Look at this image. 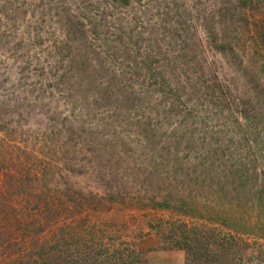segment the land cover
<instances>
[{
    "label": "rangeland",
    "instance_id": "obj_1",
    "mask_svg": "<svg viewBox=\"0 0 264 264\" xmlns=\"http://www.w3.org/2000/svg\"><path fill=\"white\" fill-rule=\"evenodd\" d=\"M143 1L92 11L120 45L106 88L67 63L96 52L88 25L78 39L68 26L81 0H0V264H185L177 240L202 223L227 250L217 264H264V58L217 15L235 0ZM135 44L173 99L128 78ZM164 201L196 216L154 207ZM218 210L232 231L199 218Z\"/></svg>",
    "mask_w": 264,
    "mask_h": 264
},
{
    "label": "trees",
    "instance_id": "obj_2",
    "mask_svg": "<svg viewBox=\"0 0 264 264\" xmlns=\"http://www.w3.org/2000/svg\"><path fill=\"white\" fill-rule=\"evenodd\" d=\"M100 1H101V6L98 3H95L94 1L81 0V4L79 5L78 10L76 11L78 12L76 14L77 17L71 16L69 19L72 21V23L68 25L73 33V36H75V39H78L76 37L80 35L87 34V32H89L90 34H93L92 37L95 39L94 41L96 42V44L94 43V46H93V48L96 49L95 54L92 55V54H87L83 52L82 57L78 58V57L73 56L70 60H68L67 63H73V65L70 66V69L74 71H81V73H83L82 74L83 77H86V75L90 73L92 75L93 81H96V80L98 81L99 77L104 75L106 88H109V81L112 79L113 76L111 75L115 73V70H114V67L112 66L113 64L109 63V66H107L106 59L107 60L108 58H118L119 59L120 54L117 52V50L118 48L120 49V45L117 46L116 44L113 43L114 41H116L115 40L116 38L111 39V36H114L112 32L106 31L104 32V34L99 32V27H98L99 23L95 21L96 20L94 19L95 14H93L92 11H95V13H100L103 16L108 17L109 10L103 9L102 8L103 5H107L108 8L116 6L122 9L125 7H129L132 4L141 5L144 1L143 0H100ZM195 1H198V0H195ZM235 2H236V6L234 5L232 7L224 6V7L217 8L216 5L215 6L213 5V6L216 8L217 15H219V17L221 18L228 17L230 24L232 26L235 25V28L233 31L235 32L236 40H238L237 36L241 32H243L246 36L249 34V40L252 42V44H249V47L253 49L254 52H257V53L259 52L262 55L261 57L264 58V0H235ZM246 10H248L250 14H247ZM145 12H147V10H145ZM145 15L147 14L145 13ZM213 16L214 15L211 14L208 16V18L211 19V17ZM155 17H151V19ZM170 18H172L171 15H170ZM173 19L178 20V23L176 22V24L178 25L176 26L174 25L175 27L173 30L175 37H178V32L180 31L179 26L182 29H184L183 25H179L180 22L184 23V19H180L177 17ZM173 19L170 20V22L173 21ZM133 20L134 18L133 16H131L130 22ZM159 20L161 23L164 22V19L162 18H160ZM138 21L140 20L138 19L137 22ZM85 25H88L90 27L89 29H86L87 32L84 29ZM108 26H110V28L115 27V26H111V24L110 25L108 24L107 27ZM187 29L189 30L195 29V31L189 33L188 35L190 38V43H191L190 46H193L195 45L193 44V42H194V35L197 31V27L187 24ZM209 35L211 34L207 32V37H208L207 40L210 41L209 43L212 47L224 53H227V54L230 53V55H232V58L236 57L234 54V50H233L234 46L232 42L230 43V41L227 39L223 43H218L216 40V37H217L219 41L218 33H214L211 36ZM121 38H122V34L119 33L117 35V39H120L121 41ZM125 41H126V45L129 46V43H131L130 40L126 39ZM146 44L148 45L147 42ZM187 47H189V44H187ZM140 48L141 46L138 48L135 44L131 50L127 51V53L134 55L133 64L130 65L128 69V73H129L128 78L135 80V81L137 79H140V81L145 84L143 86L144 90L155 89L157 94H165V91H166L169 94L168 98L174 97L173 92L171 91L172 89L169 87V84L166 81V79L163 77V75H162L163 77L162 79L158 78V75L162 73L157 69L151 71L149 68H147L146 61L141 59L140 56L136 52L135 53L132 52L133 50H139ZM189 50H190V47H189ZM127 53L126 55H128ZM62 60H64V58ZM122 62L126 63L124 59ZM238 64L240 65V62ZM110 66L113 68H111ZM260 66L262 70L264 71V61L261 63ZM74 67H78L77 70H75ZM108 75L110 78L108 77ZM202 83L204 85V88L207 87L206 86L207 83L205 80H202ZM214 90H215V87L212 88L211 90H208L210 91L211 96H213ZM229 183L231 184L232 181L228 182V184ZM229 188H227L226 176H224L223 180H221V188H219L224 198L227 197L229 193V190L227 189ZM154 207H157V208L159 207L162 209H172L173 211L180 212V213L189 214L190 212L189 210L183 211L180 207L178 208L175 205L169 202H165V201L160 202V203L156 202ZM193 212L194 210H192V212L190 213L196 216V214ZM223 213H226L227 215H229L227 212H224V210L222 211L218 210V211L210 213V216L208 217H205V216L203 217L200 214L201 217L199 218L200 220L206 219L207 221H209V223L211 222L212 224H217L218 226H221L225 229L232 231V222H229V219H231L232 217L231 216L226 217L224 216ZM192 226H195V225H192ZM198 226H200V231L196 228L191 227V230L187 232V234L189 235V238L188 236H184L182 237L181 240H179V238L177 240L179 241L177 243H180V244L182 243L181 246L186 248V250L188 251V257H190V259L188 258L185 264H200V261H201V264L219 263L220 262V260L218 259L219 256L226 255L227 250L224 247H221V245L223 244H219V242L213 240V238L215 237L214 226H208V224L206 223L197 225V227ZM190 233H192L194 236H190ZM0 242H2V244H5L8 242V238H6L5 235L2 233H0ZM210 244H213L216 247L218 245L219 252L212 253L210 251ZM27 255H29L27 260L22 261L21 258H18L17 262H15L14 264H37V262L31 257L33 256L32 254H27ZM193 259L195 261H198V263H194ZM121 262H118V264H122ZM129 264H137V262L132 261V258H131V261H129Z\"/></svg>",
    "mask_w": 264,
    "mask_h": 264
}]
</instances>
